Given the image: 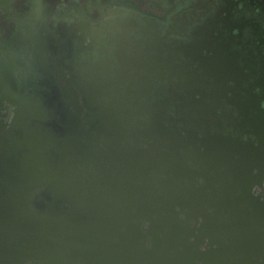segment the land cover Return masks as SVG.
Instances as JSON below:
<instances>
[{"label": "water", "instance_id": "95a60500", "mask_svg": "<svg viewBox=\"0 0 264 264\" xmlns=\"http://www.w3.org/2000/svg\"><path fill=\"white\" fill-rule=\"evenodd\" d=\"M93 26L88 63L36 47L0 75V264H264V122L228 37Z\"/></svg>", "mask_w": 264, "mask_h": 264}, {"label": "flooded vegetation", "instance_id": "af4514ba", "mask_svg": "<svg viewBox=\"0 0 264 264\" xmlns=\"http://www.w3.org/2000/svg\"><path fill=\"white\" fill-rule=\"evenodd\" d=\"M111 10L120 11L128 21L150 25L153 32L174 26L182 35L171 36L177 39L184 40L185 32L199 26H206L208 34L223 33L244 74L240 79L248 92L242 101L257 98L264 122V0H0V75L12 78L13 69L27 64L31 48L36 47L53 45L74 53L80 64L84 58L88 63L94 21L106 19ZM251 106L245 107L249 119L258 114ZM12 109L3 102L0 120L8 123ZM247 129L254 131L250 124ZM254 140L249 133L238 143L259 144ZM251 193L264 201V170L261 184L254 185Z\"/></svg>", "mask_w": 264, "mask_h": 264}]
</instances>
